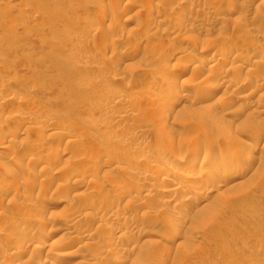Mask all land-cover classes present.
<instances>
[{"label":"rangeland","instance_id":"1","mask_svg":"<svg viewBox=\"0 0 264 264\" xmlns=\"http://www.w3.org/2000/svg\"><path fill=\"white\" fill-rule=\"evenodd\" d=\"M0 264H264V0H0Z\"/></svg>","mask_w":264,"mask_h":264},{"label":"bare ground","instance_id":"2","mask_svg":"<svg viewBox=\"0 0 264 264\" xmlns=\"http://www.w3.org/2000/svg\"><path fill=\"white\" fill-rule=\"evenodd\" d=\"M203 51H204V50H203ZM205 52H206V51H205ZM210 52H211V51H209L208 53L210 54ZM208 53H207V54H208ZM211 53H212V52H211ZM205 54H206V53H205ZM213 54H214V53H213ZM200 55H201V54H200ZM203 56H204V55H203ZM209 56H210V55H209ZM212 58H213V57H212ZM205 60H206V59H205ZM195 61H196V60H195ZM192 62H193V60H192ZM201 64H202V63H201ZM182 106H183V105H182ZM181 109H182V108H181ZM202 147H203V146H202ZM207 147H208V146H207ZM207 147H206L205 149H207ZM203 148H204V147H203ZM203 148H202V149H203ZM230 156H231V155H230ZM181 160H182V159H181ZM188 160H189V159H188ZM182 162H183V161H182ZM247 163H248V162H247ZM250 163H251V162H250ZM180 164H181V162H180ZM182 164H184V163H182ZM245 164H246V163H245ZM155 166H156V165H155ZM179 166H180V165H179ZM252 166H253V165H252ZM248 169L250 170L251 168H249V167H247V168H242V169H241V172H242L243 174H244L245 172L247 173V170H248ZM252 169H253V168H252ZM250 171H251V170H250ZM194 175H195V174H194ZM194 175H193V176H194ZM194 178L198 179L199 176H194ZM199 179H200V178H199ZM174 189H176V188H174ZM170 193H171V192H170ZM190 197H191V196H190ZM190 197H189V198H190ZM39 228H40V227H39ZM35 230H36V229H35ZM35 232H36V231H35ZM37 247H38V246H37Z\"/></svg>","mask_w":264,"mask_h":264}]
</instances>
